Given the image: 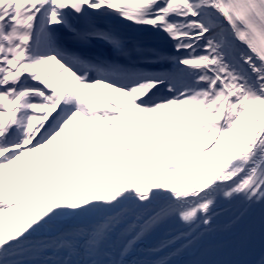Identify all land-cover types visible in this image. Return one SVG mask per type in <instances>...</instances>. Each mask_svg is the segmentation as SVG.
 Here are the masks:
<instances>
[{"label":"snow or ice","instance_id":"obj_1","mask_svg":"<svg viewBox=\"0 0 264 264\" xmlns=\"http://www.w3.org/2000/svg\"><path fill=\"white\" fill-rule=\"evenodd\" d=\"M256 210L264 0H0V264H178Z\"/></svg>","mask_w":264,"mask_h":264},{"label":"bare ground","instance_id":"obj_2","mask_svg":"<svg viewBox=\"0 0 264 264\" xmlns=\"http://www.w3.org/2000/svg\"><path fill=\"white\" fill-rule=\"evenodd\" d=\"M142 39H143L144 43L147 45L163 48L162 46H160L159 43H157V40L160 38H157L156 35L144 34ZM165 51H168V50H165ZM230 215H231L230 213L224 214L223 219H222L221 223L219 224L217 231L215 233L208 235V236H205L203 239L199 240L186 253H184L180 257H177L176 258L177 261L181 257L188 256L189 254H191L193 252V250L199 245H208V244H214V243L221 242V241L231 237L232 235H234L237 231H239V229L244 224L247 217H245L240 223L229 227L228 218Z\"/></svg>","mask_w":264,"mask_h":264},{"label":"rangeland","instance_id":"obj_3","mask_svg":"<svg viewBox=\"0 0 264 264\" xmlns=\"http://www.w3.org/2000/svg\"><path fill=\"white\" fill-rule=\"evenodd\" d=\"M156 37H157V38H160V39L157 40V43H159L160 46H162L164 49H168V50H170V47L165 43V41H164L163 39H161V37H159V36H156ZM125 143L128 144L129 146H131V145H130V142L125 141ZM69 163L71 164V161H69ZM162 163H165V162H162ZM159 166H160V165H155L154 167H159Z\"/></svg>","mask_w":264,"mask_h":264}]
</instances>
